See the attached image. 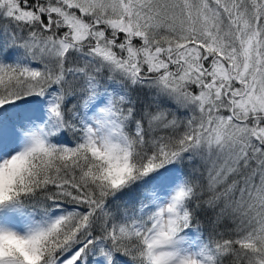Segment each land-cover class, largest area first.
<instances>
[{
	"label": "snow or ice",
	"instance_id": "1",
	"mask_svg": "<svg viewBox=\"0 0 264 264\" xmlns=\"http://www.w3.org/2000/svg\"><path fill=\"white\" fill-rule=\"evenodd\" d=\"M0 264H264V0H0Z\"/></svg>",
	"mask_w": 264,
	"mask_h": 264
}]
</instances>
